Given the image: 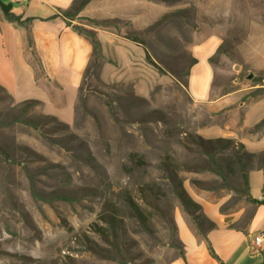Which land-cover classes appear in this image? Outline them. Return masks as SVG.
<instances>
[{"label": "rangeland", "instance_id": "obj_1", "mask_svg": "<svg viewBox=\"0 0 264 264\" xmlns=\"http://www.w3.org/2000/svg\"><path fill=\"white\" fill-rule=\"evenodd\" d=\"M1 1L16 13L48 17L76 0ZM79 15L73 24L96 33L101 53H92L76 89L77 68L61 52L55 66L70 86L50 91L36 85L11 30L0 24V83L20 98L45 99L27 110V99L0 89V145L7 151L0 152V264L166 263L182 249L172 218L200 234L170 189L166 163L176 164L188 193L225 197L221 209L228 213L250 202L240 191L193 182L215 187L221 178L196 171L206 164L187 133L201 134L219 121L232 124L234 114L198 105L188 78L194 47L219 32L222 43L210 61L214 89L242 88L243 99L264 100V0H88ZM145 47L163 72L146 60ZM29 53L39 63L34 50ZM21 114L40 128L16 121ZM260 154L249 172L264 168ZM239 179L232 176V185ZM126 190L150 211L151 228L125 204ZM110 210L123 221L117 247L96 230L107 226ZM89 239L106 247L99 249L103 254L88 248Z\"/></svg>", "mask_w": 264, "mask_h": 264}, {"label": "crops", "instance_id": "obj_2", "mask_svg": "<svg viewBox=\"0 0 264 264\" xmlns=\"http://www.w3.org/2000/svg\"><path fill=\"white\" fill-rule=\"evenodd\" d=\"M55 10L54 14L48 17L25 16L24 13H18L24 18L34 17L28 27L9 22L1 13L0 24L11 30L17 46L21 48L22 63L27 66L30 78L36 85L42 84L50 91L53 88L57 89L59 84L70 86L63 78L60 67L55 66V57L59 58L61 52L62 60L68 66L73 64V67L77 68L76 79L72 84L76 89L91 58L92 43L89 38L66 24L64 17L60 14L63 9ZM47 24L57 28L46 32ZM221 43L222 35L216 32L194 47L196 62L190 68L188 91L198 105L209 106L216 112L225 109L233 112L234 123L223 124L219 121L215 126L206 128L200 133L211 138L226 137L240 140L250 152L263 151L264 124L260 126L263 128H256L255 125L264 119V100L254 99L251 96L243 99L242 88L218 94L213 87L214 68L210 58L216 53ZM29 50H34L39 63L34 57H28L31 54ZM79 57L82 58L81 61H77ZM41 72L43 77L39 76ZM5 88L8 91L9 88ZM214 91L216 94L213 93ZM12 93L10 94L18 100L28 98L45 100L36 96L20 98L14 91ZM249 183L253 196L258 199L263 195L264 168L250 170ZM189 194L202 206V212L214 223V226L207 229V239H205L198 235L186 220L176 217L178 238L185 258L177 254L173 259L162 264H221L211 255L208 242L223 264H264V246L259 247L254 243L255 236L264 230V223L260 222V219L264 217V209H262L264 204L249 202L237 211L228 213L221 209L225 203V197L213 198L191 190Z\"/></svg>", "mask_w": 264, "mask_h": 264}, {"label": "trees", "instance_id": "obj_3", "mask_svg": "<svg viewBox=\"0 0 264 264\" xmlns=\"http://www.w3.org/2000/svg\"><path fill=\"white\" fill-rule=\"evenodd\" d=\"M87 2L88 0H83L81 2H77L76 0L74 1V4L71 8H69L68 10H62L60 14L64 17L66 24L68 26H71L73 30H75L79 34L86 35L87 37L90 38L93 47L92 53L94 57L98 58L101 53V41L97 37L96 33L93 30L84 28L83 25L81 24H73V21H75L80 16L79 14L83 10ZM0 7L2 9V13L5 19L16 25L28 27L29 23L33 19L32 17L24 18L22 14H18L14 12L11 6L3 3L1 0H0ZM127 37L134 42L137 43L139 42L143 45L145 44L144 41H142L138 35H128ZM145 56H146V60L151 65H153L159 71L162 72L164 71V69L152 59L146 47H145ZM212 60L213 57L210 58V61ZM195 62L196 59L194 58L192 64H194ZM0 89L9 93L6 90V88L1 84H0ZM39 102L40 101L37 99H27L26 101H23V103L26 104L25 107L27 110L31 107H34ZM15 120L32 125L34 128L37 129L40 128L38 123L35 122V120H33L31 117H26L23 114L19 115ZM263 124H264V119L258 122L255 125V127L258 128ZM186 136L188 137V139H190L191 142H193L197 146L196 151L199 153L200 157H203V161L206 164L203 165L204 167H201V169H196V171L210 170L212 173H214L219 178H221V181L215 187L206 186L204 181L202 180H194L193 181L194 183H196L199 187L205 189L208 188L219 189V188L228 187L233 190L242 192L245 198L250 202L264 204V199L259 200L257 199V197L251 194L250 183H249V171H248L249 163L257 155H259V153L264 155V150L261 152H250L246 150L245 145L242 142L235 141L233 138H226V137L206 138L199 133H187ZM229 149L232 150L231 154L227 153ZM0 152L5 156L7 155V151L1 145H0ZM139 162H141V164H144V159L142 156L139 157ZM165 166L169 174L168 177L170 179L169 185L171 191L173 192L174 196L179 200L183 208L186 211H188L190 215L193 216L196 227L198 229V233H200V235L203 238L207 239V234H206L207 229L212 228L214 226V223L207 219V217L202 213V206L197 201H195L187 192L184 186L183 178L179 175L177 171L176 164L166 163ZM237 174L239 175L240 179L238 183L233 186L232 176H236ZM56 198L67 199L68 197L65 195H57ZM123 198L125 204L131 210L133 216L138 219L141 226L146 229L151 228L150 211H148L144 206L136 202L127 190L123 192ZM222 211L225 210H223L222 208ZM105 218H106L105 222L107 223V226L104 227L101 225H97L98 229L96 230L97 231L100 230L102 234L103 233L106 234L107 240L109 242L110 241L113 242L112 244H114V246L117 247L118 230L123 228L122 225L123 221H121L117 213H115V211L112 210H110V212L107 214V217ZM171 222L174 229L177 230L178 227L175 219L172 218ZM206 223L209 226L205 229L204 225ZM111 237L113 239H110ZM88 248L97 252L98 254H103L101 253L102 251H99V249L106 250V247H103L102 245L98 244L93 239L88 240ZM208 248L210 250L211 255L214 258L218 259L221 262V264H223V262L216 254V252L214 251V249L212 248L209 242H208ZM180 256L185 258V253L183 249H181L180 251ZM124 264H132V263L125 262Z\"/></svg>", "mask_w": 264, "mask_h": 264}, {"label": "built area", "instance_id": "obj_4", "mask_svg": "<svg viewBox=\"0 0 264 264\" xmlns=\"http://www.w3.org/2000/svg\"><path fill=\"white\" fill-rule=\"evenodd\" d=\"M259 200L264 199V195H261L258 197ZM254 243L256 246L262 247L264 246V230L261 231L258 235L255 236L254 238Z\"/></svg>", "mask_w": 264, "mask_h": 264}, {"label": "water", "instance_id": "obj_5", "mask_svg": "<svg viewBox=\"0 0 264 264\" xmlns=\"http://www.w3.org/2000/svg\"><path fill=\"white\" fill-rule=\"evenodd\" d=\"M252 75H249V77H251Z\"/></svg>", "mask_w": 264, "mask_h": 264}]
</instances>
